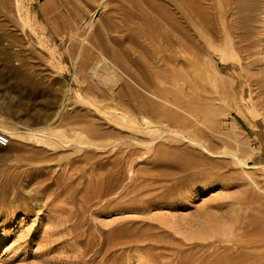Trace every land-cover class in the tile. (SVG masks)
<instances>
[{
  "label": "rangeland",
  "instance_id": "374dc122",
  "mask_svg": "<svg viewBox=\"0 0 264 264\" xmlns=\"http://www.w3.org/2000/svg\"><path fill=\"white\" fill-rule=\"evenodd\" d=\"M0 130V264H264V0H0Z\"/></svg>",
  "mask_w": 264,
  "mask_h": 264
},
{
  "label": "bare ground",
  "instance_id": "6f19581e",
  "mask_svg": "<svg viewBox=\"0 0 264 264\" xmlns=\"http://www.w3.org/2000/svg\"><path fill=\"white\" fill-rule=\"evenodd\" d=\"M136 8V7H135ZM140 8V7H139ZM134 10V9H133ZM136 12V11H135ZM132 14V13H131ZM136 15H134V17H135ZM134 19V18H133ZM164 20V19H163ZM181 31V33L183 32L182 30H180ZM138 36V35H137ZM147 36V35H146ZM166 36V35H165ZM148 37V36H147ZM150 37H152V36H150ZM149 37V38H150ZM86 38V37H85ZM152 39V38H151ZM150 39V40H151ZM84 40H86V39H84ZM161 40V39H160ZM258 41H254V42H257V44L256 45H258V43H262L261 42V38L260 39H257ZM154 41V40H153ZM85 46V45H84ZM84 46H82V47H84ZM87 46V45H86ZM105 60V59H104ZM106 61V60H105ZM100 67V66H99ZM104 67V66H103ZM108 67V66H107ZM108 69V68H107ZM111 69V68H110ZM109 70V69H108ZM110 74V73H109ZM114 74V73H113ZM107 75V74H106ZM108 77V80L109 79H112L111 81H118V79H119V77L118 76H109V75H107ZM106 78V79H107ZM103 80H105V77H104V79ZM110 81V80H109ZM109 81H108V83H109ZM110 81V82H111ZM128 84V83H127ZM129 85V84H128ZM184 87H185V84H184ZM137 92V91H136ZM141 96V95H140ZM145 99V98H144ZM188 99V98H187ZM141 100H143L142 98H141ZM151 101H153L152 99H151ZM147 103V102H146ZM149 103V102H148ZM156 102H154V104H155ZM151 104V103H150ZM157 104H159V102L157 103ZM163 104V103H162ZM161 104V105H162ZM145 105V104H144ZM156 105V104H155ZM154 108H156V107H154ZM152 109V107H151V109L154 111L155 109ZM184 109H186L187 111H189V112H191L193 115H195V117L199 120V119H204V117L206 118V115H205V112H206V110L205 109H201V107H199V106H197V105H194V103L192 102V101H190V100H186V99H184ZM163 110V109H162ZM164 111V110H163ZM154 112H157V108H156V110L154 111ZM209 112V111H208ZM208 114V113H207ZM206 120H208V119H206ZM259 256V258H263L264 257V254H262V255H258Z\"/></svg>",
  "mask_w": 264,
  "mask_h": 264
},
{
  "label": "built area",
  "instance_id": "2783aa9c",
  "mask_svg": "<svg viewBox=\"0 0 264 264\" xmlns=\"http://www.w3.org/2000/svg\"><path fill=\"white\" fill-rule=\"evenodd\" d=\"M10 141V135L6 131L0 130V145L6 146L10 144Z\"/></svg>",
  "mask_w": 264,
  "mask_h": 264
}]
</instances>
